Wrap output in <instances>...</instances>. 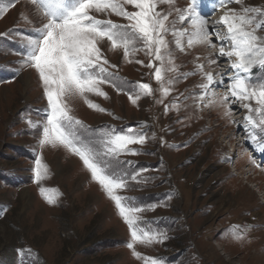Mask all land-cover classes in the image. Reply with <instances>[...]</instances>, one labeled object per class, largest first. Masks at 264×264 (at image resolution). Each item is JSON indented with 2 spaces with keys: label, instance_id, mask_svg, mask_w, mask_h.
<instances>
[{
  "label": "rangeland",
  "instance_id": "rangeland-1",
  "mask_svg": "<svg viewBox=\"0 0 264 264\" xmlns=\"http://www.w3.org/2000/svg\"><path fill=\"white\" fill-rule=\"evenodd\" d=\"M190 3L174 0L172 8L183 10ZM225 6L242 7L235 2ZM243 6L264 11V0H243ZM3 7L7 10L0 13V264H144L127 247L130 230L114 202L92 181L82 161L63 147L39 144L42 134L29 122L42 123L47 101L36 71L21 66L20 53L26 42L21 34L33 33L43 21L30 0H0ZM218 7L199 10L210 33V18ZM127 8L135 10L131 5ZM157 10L167 13L170 9L168 4H159ZM107 18L126 23L115 15ZM175 18L173 11L169 21ZM176 27L192 31L187 22ZM262 31L264 36L263 29L257 35L262 36ZM166 39L177 68L165 73L166 80H176L167 96H161L152 70L144 66L149 57L138 52L125 60L122 50H110L104 43V56L116 65L109 71L120 78L116 83L125 91L102 84L108 98L87 94V99L107 111L89 108L83 98H75L69 101L72 115L89 129L111 128L119 133L132 128L146 136L145 143L129 145L139 154L119 157L130 162L122 171L137 179H128L118 194L142 209L138 213L141 227L157 235V241L150 244L136 243V252L156 258L159 264H264V202L249 186L260 182L257 187L264 191V185L262 178L245 172L255 152H262L248 142L243 127L247 110L231 98L226 105L209 107L203 102L209 96L229 95L224 66L230 61L210 63L216 60L220 45L188 47L185 40L184 50L179 51L171 43V34ZM208 39L216 42L212 35ZM197 65H203L204 73L215 76L217 70L224 77V84L210 87L203 100L199 85L205 81L199 72L178 78L195 72ZM252 72L253 79L264 78V69L254 67ZM123 81L148 83L153 94L133 104L128 95L132 85ZM226 107L231 109L228 116ZM246 154V162L235 173L234 165ZM37 158L48 167L40 185L34 182ZM253 164L257 165L254 172H264L258 157ZM40 187L54 196L53 204L40 195ZM226 230H239L243 238L237 240Z\"/></svg>",
  "mask_w": 264,
  "mask_h": 264
},
{
  "label": "snow or ice",
  "instance_id": "snow-or-ice-1",
  "mask_svg": "<svg viewBox=\"0 0 264 264\" xmlns=\"http://www.w3.org/2000/svg\"><path fill=\"white\" fill-rule=\"evenodd\" d=\"M14 3V0H12ZM35 14L43 21L42 26L29 35L21 34L25 39L20 55L22 67H31L38 74L43 86V95L47 106L42 123L29 122L30 126L40 131L41 146L63 147L82 161L84 168L90 173L106 196L114 202L119 216L130 230L131 242L127 247L133 255L144 261V264H159L156 258L142 256L135 251V244H150L157 241V235L143 229L138 213L140 207L131 205L128 198L118 194V190L127 187V180H136L135 174L122 171L129 161L119 159L122 154H139L129 145L145 143L146 136L132 128L116 132L89 129L82 121L72 115L69 101L83 98L89 108L106 112V109L87 99V94L107 97L101 85L110 84L118 92L125 91L116 81L120 78L109 68L111 65L104 56L102 45L107 43L110 50H122L123 59L128 60L138 52L149 57L144 65L152 70L159 84L161 96H167L170 85L176 80H166L165 73L176 72L172 49L166 37L171 34L175 49L184 50V41L188 47L207 44L215 47L208 39L215 35L220 42L219 57L230 61L232 72L228 76L229 95L217 99H209L208 106L226 105L231 102L240 103L247 110L244 117L248 142L257 144L264 152V78L253 79L252 69H264V38L256 35L257 30L264 29V11L257 7H244L243 0H216V5L223 7L230 3L241 4L237 9H228L219 21L214 22L209 32L207 20L200 14L202 0H191L186 9L172 8L174 0H30ZM159 4H168L169 11H158ZM131 5L135 10L129 11ZM6 7L0 8V13ZM175 11L176 18L169 21ZM112 15L123 18L126 23H117L107 18ZM106 17L105 19L98 18ZM187 22L192 31L178 29L177 23ZM216 26L223 29L217 31ZM155 62H159L158 65ZM142 64L143 61L136 60ZM215 64L216 60H210ZM199 72L204 83L199 85L200 100L210 93L214 84L223 85V78L216 81L211 73L203 72V65H197L196 71L183 73L179 79H187L189 75ZM131 84L128 91L129 100L136 104L142 96H150L153 89L148 83L123 81ZM158 103L161 101H157ZM254 102V104L252 103ZM174 106H178L175 105ZM169 110L166 106L165 112ZM231 109L225 108V115ZM239 126V125H238ZM99 132V134H97ZM34 182L38 185L47 177L48 167L40 158L35 160ZM40 195L49 204L55 202L54 196L44 187L39 188ZM246 231V230H245ZM231 232L237 240L243 238L239 230ZM164 237L161 235L159 240Z\"/></svg>",
  "mask_w": 264,
  "mask_h": 264
},
{
  "label": "bare ground",
  "instance_id": "bare-ground-1",
  "mask_svg": "<svg viewBox=\"0 0 264 264\" xmlns=\"http://www.w3.org/2000/svg\"><path fill=\"white\" fill-rule=\"evenodd\" d=\"M24 6H26V5H24ZM201 6H206L207 8H205L204 10H207V11H209V10H211V9H213L214 7L216 8V7H218L217 5H216V2H214L213 0H202V4H201ZM28 8V7H27ZM218 9V13H216L215 14V16L213 17V18H210L211 20H212V26L214 27V22H216V21H219L220 20V18H221V16L222 15H224V13H225V11H227L228 9H232L230 6L227 8L226 6L225 7H218L217 8ZM201 14H202V12H200ZM214 13V12H213ZM211 26V25H210ZM208 27V26H207ZM209 28V27H208ZM216 30L217 31H220V32H223V29L222 28H220L219 26H216ZM264 30V29H263ZM212 31V30H211ZM261 35L263 34V31L260 33ZM256 35H257V32H256ZM258 36V35H257ZM259 37H261V38H264V36L262 35V36H259ZM214 41H215V39H214ZM215 45V44H214ZM221 46V45H220ZM218 53H219V50H217V52H216V55L215 56H217L216 57V62H217V64L218 65H220V63L222 62V61H224L223 59H227V58H225V57H219L218 56ZM224 65H226V64H224ZM225 68V74H228V73H230V72H232L233 70L231 69V67H230V63L229 64H227L226 66H224ZM225 74H223V75H225ZM214 77V79L216 80V81H220L221 79H222V75H220L218 72H217V70H216V72H215V76H213ZM224 77H226L227 79H228V76L226 75V76H224ZM224 77H223V80H224ZM213 86V85H212ZM211 86V87H212ZM226 93H229V90L226 92ZM218 98H220V96L219 95H215V96H209L206 100H203V102L204 101H206V103H205V105H208V101H209V99H217L218 100ZM232 105H234V103L232 104ZM205 107V106H204ZM238 119V118H237ZM237 119H236V121H237ZM233 136L231 137V139L233 140ZM236 144L234 145V152L236 151V149H237V145H238V143L237 142H235ZM195 149V148H194ZM255 153H257L255 156H253V158L251 157V160L249 161V163L248 164H246L247 166H245L246 167V174H250V175H252V176H255V178H262V181H261V183H262V185H264V175L262 174V173H264L263 171L261 172V170H258L257 172H254L253 170H255V169H257V165H254L253 163H257V157H258V160L263 164L264 163V152H262V153H260V152H258V151H256ZM242 159H241V161L240 162H238V163H236V165H234L236 168H234L235 169V173H238V165H243L244 163V161L246 160V158H248V155L246 154V155H244V156H242L241 157ZM246 162V161H245ZM258 164L260 165V163L258 162ZM261 169V168H260ZM263 169V168H262ZM240 174L241 173H244V171L243 172H239ZM249 175V176H250ZM248 178V177H247ZM248 183V182H247ZM258 183H260V182H258ZM258 183H256V184H253V185H249L250 187H253L254 188V190H255V192H257V194L259 195V196H261V197H263L262 198V200L261 201H263L264 202V191H262L261 190V186L260 187H257L258 186Z\"/></svg>",
  "mask_w": 264,
  "mask_h": 264
}]
</instances>
